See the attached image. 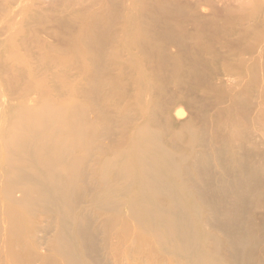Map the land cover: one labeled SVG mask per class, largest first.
Returning a JSON list of instances; mask_svg holds the SVG:
<instances>
[{
    "label": "rangeland",
    "instance_id": "1",
    "mask_svg": "<svg viewBox=\"0 0 264 264\" xmlns=\"http://www.w3.org/2000/svg\"><path fill=\"white\" fill-rule=\"evenodd\" d=\"M44 106L73 153L38 161L69 186L48 202L58 191L41 171L24 186L32 169L11 155L0 264H264V0H0V164ZM149 131L179 163L190 253L133 215L121 180L127 151L152 160L136 151Z\"/></svg>",
    "mask_w": 264,
    "mask_h": 264
},
{
    "label": "bare ground",
    "instance_id": "2",
    "mask_svg": "<svg viewBox=\"0 0 264 264\" xmlns=\"http://www.w3.org/2000/svg\"><path fill=\"white\" fill-rule=\"evenodd\" d=\"M150 29L152 28L150 27ZM31 115L33 116H30V119L24 122L25 126L22 130L24 131V133H22V137L20 136V134H18L15 135L14 138H12V141L11 139L9 140L6 139L1 141V143L5 145L2 147V151H1L3 155L2 164H0V166H2L0 167L1 176L6 174V172L9 174L10 171L9 161L11 159V155L17 157L18 159L26 158L25 160L28 161L29 168L32 169V171L29 172L27 168H19L17 170L20 171L21 177L25 176V180L23 181L24 186L28 185V189H34V186H37V184L39 183V181L36 178V174L41 171L45 176L43 180L45 182L44 184L47 187L54 188L55 191H58L60 197H52L50 194H43V193H40V196L46 200L47 199L51 200L48 202L60 205L62 204V199H63V196H61V194L67 192L66 187L69 186V182H68L69 179L65 178L63 175L59 176L55 180L49 179L52 178V176H50L52 174L50 172V169L43 168L44 166L42 163L38 161V158L39 157L44 158V156H48V155H51L52 157L55 156L61 157L64 154L71 155L73 151L67 150V147L65 148L67 151L66 150L63 151V146L57 147L60 142H59V138L54 137V132H53L54 128L52 127V125L59 124V122H61V115H56L55 110L53 108L49 106H44L39 111H34ZM155 133L152 136L151 135L152 131H149L148 136L151 137V139L153 140H151V142L145 143L143 146L139 147L136 150L137 153L148 154L146 157H149L152 160L146 161L145 159L144 160L139 159L137 161L138 166H135V161L129 162L131 160L128 159L129 157H131V151H127V156H126L127 162L123 163L124 169L126 170L127 173L121 175L122 176L121 180L126 182L127 187L131 189L129 190V193L132 196L131 203L134 204L133 215L137 219L139 220L141 219L142 222H147L151 225L153 223V226L155 225L156 229L161 231L162 237H164L166 240L167 238L174 239L182 248L181 250L182 252L184 251L190 253L195 248H197L198 235L196 230L193 228V223L189 220H186L184 217L186 211L184 210L185 208L181 203L182 201L180 200L181 199L180 196L182 195V189L175 190L176 185L174 188V183H175L174 181L176 177H178L181 169L179 167V163L177 164L172 157L167 156L164 153L162 146L156 143ZM74 135H75L74 141L78 142L79 140H83V136L79 131L76 130ZM54 146L56 148L53 149ZM6 151L8 152V155L6 154L7 157L4 154V152ZM34 157L36 158V161H34ZM136 158L137 156H135V160ZM122 160L124 161V159ZM4 166L6 167L5 169ZM7 168H9V171L7 170ZM55 169L57 170L56 174L60 175V172L62 173L63 168H61V166L58 165V167ZM165 173H167L168 176L167 179H163V175ZM8 177H6L5 180L3 178L0 181L2 182L1 185H3L2 192L5 191L6 196H8L7 189L9 188ZM61 177H64L65 179ZM153 187H154V191L151 194V189ZM112 192L113 189L110 188L109 192H107V195L105 197L110 196ZM138 198H140V200ZM170 202L173 208L171 211L168 210L166 212L160 208V205ZM154 206L157 208V210H155L156 208H154ZM175 217L178 220L179 225L178 227L175 226L171 228L167 225V220ZM228 233L234 237L233 239L235 240L236 245L239 246L240 245L239 242L244 241L243 240L244 238L242 239L236 236L238 235L237 234L238 232H236V230L228 231ZM188 261L190 264H208L207 259L205 260L203 258L199 259V258L191 257L190 259H188Z\"/></svg>",
    "mask_w": 264,
    "mask_h": 264
}]
</instances>
